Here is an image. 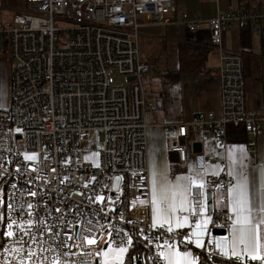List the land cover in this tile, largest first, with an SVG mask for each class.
I'll return each mask as SVG.
<instances>
[{"label": "built area", "instance_id": "2783aa9c", "mask_svg": "<svg viewBox=\"0 0 264 264\" xmlns=\"http://www.w3.org/2000/svg\"><path fill=\"white\" fill-rule=\"evenodd\" d=\"M174 10L173 0H26L25 10L0 26L10 61L8 103L0 106V264H52L56 255L61 264H96L101 241L103 249L109 242L116 247L127 235L147 243L153 264H163L158 253L165 241L191 250L197 264H264L242 245L240 258L231 256L233 214L209 210L206 191L197 186L190 188L187 229L153 227L146 112L154 104L143 84L151 64L142 59L138 39L141 19L167 22ZM180 20L190 32L206 22L208 43L220 51L214 70L221 111L197 112L188 122L162 124L164 129L184 137L194 127L220 146L231 124L247 135L261 134L264 116L246 109L241 57L224 52L222 34L230 28L262 33L264 14L242 7L207 20L183 12ZM115 74L126 82L114 83ZM171 150L185 161L184 146ZM86 152H98V164L86 161ZM194 159L198 170L215 160L200 152ZM209 181L226 191L235 177L224 169ZM8 204L18 225L31 219L36 227L5 237ZM23 231L31 235L21 240ZM85 236L96 243L87 245ZM21 245L22 252L13 251Z\"/></svg>", "mask_w": 264, "mask_h": 264}, {"label": "crops", "instance_id": "0c3cea01", "mask_svg": "<svg viewBox=\"0 0 264 264\" xmlns=\"http://www.w3.org/2000/svg\"><path fill=\"white\" fill-rule=\"evenodd\" d=\"M173 2L175 10L171 19L167 22H157L143 18L139 33L141 57L151 64L150 72L144 75L145 78L143 77L147 92L146 100L154 104V108L146 112L148 124L146 155L151 203L153 179L156 180L158 187L162 179L169 185L188 186L189 181L186 178L195 177L198 181L203 180L205 191L210 192L212 209L227 208L232 213L229 206V189L224 191L209 181L210 176L217 175L225 169L235 177L233 185L246 178L253 203L259 205L260 186L264 179L262 176L264 123L262 133L255 135L252 140L248 138L249 135L244 132L240 124L229 125L225 146L218 145L194 127H189V133L181 137L176 131L165 130L162 124L188 122L195 113L201 111L212 110L217 115H220L221 111L220 80L214 70L219 61L220 51L208 43L206 22L198 30L190 32L180 20L181 13L199 12L202 18L207 20L216 12L227 13L246 7L264 14V0H173ZM10 3V0H0V26H4L17 12L12 10ZM222 46L225 53H237L241 57L246 109L264 116V32L230 28L222 34ZM197 48H207L200 70L180 71L177 68L179 55L184 54V58L187 59ZM9 69L7 46L5 41L0 39V88L7 91V94H9ZM7 103L8 100L5 105ZM196 143L200 146V153L215 159L207 162L202 170H198L195 166L194 155L199 153L194 150ZM174 144L185 147V161L180 160L178 152L171 150ZM223 160L225 165L222 164ZM190 188L186 196L187 210L177 213L183 227H173V229L188 228V219L185 220L184 217H187L191 210ZM233 219H235L234 214ZM227 235L228 246L231 249L232 224L227 230ZM260 243L261 253L264 254V226L260 229ZM171 247L181 252H190L193 257L189 249ZM238 247L239 245L236 247L237 252ZM163 251L167 253L168 248ZM126 255L127 252L123 255L124 264H146L147 259L142 252L140 254L133 252L127 260ZM102 259L101 253L97 256L96 264H100Z\"/></svg>", "mask_w": 264, "mask_h": 264}, {"label": "snow or ice", "instance_id": "6c2138e0", "mask_svg": "<svg viewBox=\"0 0 264 264\" xmlns=\"http://www.w3.org/2000/svg\"><path fill=\"white\" fill-rule=\"evenodd\" d=\"M242 152L243 149L241 148ZM31 158V157H29ZM231 158V153H230ZM231 174V173H230ZM155 175V174H154ZM264 176V174H262ZM120 178L117 177V180ZM179 179V178H178ZM189 181L188 186L180 185H169L166 180H161L159 187L157 182L153 179L152 184V219L153 227H156L159 223L160 227L167 226V231L171 233L173 227L181 228L183 224L180 221V217L177 215L178 212L186 211V196L188 194V188L191 186H197L203 190L205 183L203 180L198 181L195 177L186 178ZM35 196L36 193H30ZM97 201L102 200L101 196L96 197ZM179 200V203H178ZM229 206L235 219L232 221V248L229 250L232 257L240 258V253L236 251L237 245L243 246V252L250 254L252 260H264V254L261 253L260 243V229L264 226V179L261 181L260 186V202L259 205H255L252 200L251 193L246 183V178H242L240 182L229 188ZM8 216L7 219V231L3 233L5 237L12 238L16 235L17 230H22L27 227L29 230L36 225L33 224L31 219L28 220L27 225H18L17 221L13 219L14 209L11 204L7 205ZM29 209H32V205H28ZM2 215V214H0ZM31 215V213H29ZM186 220L187 217H184ZM131 223V222H129ZM199 224V222H197ZM16 229V230H14ZM92 231L91 228L88 229ZM31 235L30 231H23V236ZM57 235H59L57 233ZM113 235L110 233V236ZM119 235V233H116ZM35 239V237H32ZM84 241L87 245H93L96 241L89 236L84 237ZM150 243V241H148ZM41 243H43L41 241ZM103 241L97 246V256L103 254V259L100 264H124L123 255L129 250L130 247L134 246L132 236L127 235L118 246L113 247L109 242V247L105 250L102 247ZM147 246V243L144 245ZM165 246L168 248L167 253L161 250L158 255L163 260V264H197L198 258H193L190 252H181L177 248L171 247L168 241H165ZM221 249V253L227 255L223 245H218ZM157 248H161L157 245ZM55 252L54 249H50ZM13 251L20 253L23 251V246L13 249ZM47 251V250H46ZM8 249L5 248V253ZM32 254H28V259L31 260ZM23 264V259L21 260ZM52 264H61L58 255H56L52 261Z\"/></svg>", "mask_w": 264, "mask_h": 264}, {"label": "trees", "instance_id": "16d2710c", "mask_svg": "<svg viewBox=\"0 0 264 264\" xmlns=\"http://www.w3.org/2000/svg\"><path fill=\"white\" fill-rule=\"evenodd\" d=\"M206 51H207V48H204V49L197 48L196 50L194 49V51L190 53L189 58L187 59L184 58V54L183 56L179 55L178 61H177V68L180 71H199ZM1 232L2 231H1V226H0V243L2 241ZM133 252H137L138 254L142 252V255H144V257H146L147 259L146 264H153L149 258L148 248L145 247L144 244L140 240H137V239L134 240V246L130 247L129 250L127 251L126 260L127 258L133 255ZM205 261L206 260L203 259L202 263H204ZM211 264H225V263H222L218 260H214L211 262Z\"/></svg>", "mask_w": 264, "mask_h": 264}, {"label": "rangeland", "instance_id": "374dc122", "mask_svg": "<svg viewBox=\"0 0 264 264\" xmlns=\"http://www.w3.org/2000/svg\"><path fill=\"white\" fill-rule=\"evenodd\" d=\"M10 1H11L10 7L12 8V10H15L14 12L25 10V7H26V1L25 0H10ZM3 15H4V13H3ZM138 44H139V48L141 50L139 39H138ZM144 78H143V80H144ZM125 82H126L125 79L118 77L116 74L114 75V83L119 84V83H125ZM7 93H8L7 91L0 88V106H5V104L8 100V94ZM98 155H99L98 152H93V153L86 152L85 160L96 165L99 162V156ZM116 182L117 181H114V184H113L114 187H116Z\"/></svg>", "mask_w": 264, "mask_h": 264}, {"label": "water", "instance_id": "95a60500", "mask_svg": "<svg viewBox=\"0 0 264 264\" xmlns=\"http://www.w3.org/2000/svg\"><path fill=\"white\" fill-rule=\"evenodd\" d=\"M131 78H129L130 80ZM250 140H252L254 138L253 135H249L248 137ZM194 150L196 152H199L200 151V146L198 143L194 144ZM206 202H207V207L209 210H211V197H210V192H206ZM215 233H224L225 230H221V229H215L214 230Z\"/></svg>", "mask_w": 264, "mask_h": 264}]
</instances>
